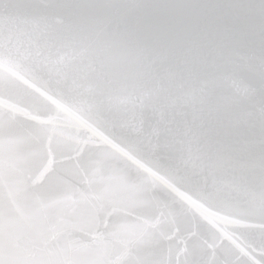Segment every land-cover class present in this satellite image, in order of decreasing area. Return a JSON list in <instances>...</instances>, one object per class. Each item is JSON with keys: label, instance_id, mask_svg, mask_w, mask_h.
Here are the masks:
<instances>
[{"label": "water", "instance_id": "1", "mask_svg": "<svg viewBox=\"0 0 264 264\" xmlns=\"http://www.w3.org/2000/svg\"><path fill=\"white\" fill-rule=\"evenodd\" d=\"M0 264H264V0H0Z\"/></svg>", "mask_w": 264, "mask_h": 264}]
</instances>
